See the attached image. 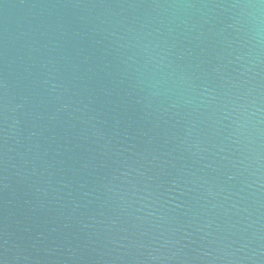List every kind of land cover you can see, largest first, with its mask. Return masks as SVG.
<instances>
[{"label": "water", "instance_id": "1", "mask_svg": "<svg viewBox=\"0 0 264 264\" xmlns=\"http://www.w3.org/2000/svg\"><path fill=\"white\" fill-rule=\"evenodd\" d=\"M0 264H264V0H0Z\"/></svg>", "mask_w": 264, "mask_h": 264}]
</instances>
